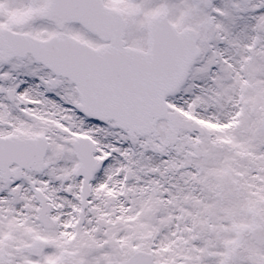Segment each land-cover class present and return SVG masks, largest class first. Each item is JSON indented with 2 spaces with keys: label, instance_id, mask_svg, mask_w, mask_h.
<instances>
[{
  "label": "snow or ice",
  "instance_id": "obj_1",
  "mask_svg": "<svg viewBox=\"0 0 264 264\" xmlns=\"http://www.w3.org/2000/svg\"><path fill=\"white\" fill-rule=\"evenodd\" d=\"M0 264H264V0H0Z\"/></svg>",
  "mask_w": 264,
  "mask_h": 264
}]
</instances>
